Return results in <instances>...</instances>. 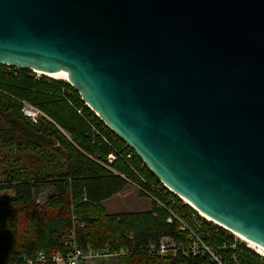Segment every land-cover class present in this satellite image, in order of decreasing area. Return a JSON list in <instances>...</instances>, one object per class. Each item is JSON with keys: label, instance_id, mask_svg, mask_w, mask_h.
<instances>
[{"label": "water", "instance_id": "1", "mask_svg": "<svg viewBox=\"0 0 264 264\" xmlns=\"http://www.w3.org/2000/svg\"><path fill=\"white\" fill-rule=\"evenodd\" d=\"M0 64L67 73L157 180L264 248V0H0Z\"/></svg>", "mask_w": 264, "mask_h": 264}, {"label": "trees", "instance_id": "2", "mask_svg": "<svg viewBox=\"0 0 264 264\" xmlns=\"http://www.w3.org/2000/svg\"><path fill=\"white\" fill-rule=\"evenodd\" d=\"M6 67L0 65L2 149L22 145L18 150L22 157L50 150L63 158L64 172L29 175L22 169L7 172L0 180V192L13 190L12 196L0 197V264H53L39 263L37 256H65L72 240L84 251L119 253L124 264H216L208 253L191 252V234L217 251L222 264H264L258 253L225 229L205 221L171 192L163 195V189L152 193L165 203L164 207L151 201L149 211L106 213L102 202L128 186L121 175L136 180L130 167L143 177L148 188L159 186L160 181L66 81L44 75L36 78L30 75L32 70L7 71ZM23 101L43 114L35 123L23 114ZM111 153L115 161L106 167ZM128 154L130 159H126ZM43 188L47 193L39 202L37 195ZM170 194L174 202L168 200ZM181 223L186 231L180 230ZM166 238L176 242L172 256L148 255Z\"/></svg>", "mask_w": 264, "mask_h": 264}, {"label": "rangeland", "instance_id": "3", "mask_svg": "<svg viewBox=\"0 0 264 264\" xmlns=\"http://www.w3.org/2000/svg\"><path fill=\"white\" fill-rule=\"evenodd\" d=\"M30 75H33L36 78L41 76L35 72H30ZM44 127H47V125H44ZM53 136L59 140L58 136L56 135ZM14 147L15 149H9V148L2 149L3 146L0 144V180H4L6 178L7 172L14 171L15 173H17V172H22V169H24L29 175L37 174V172L41 174H47V173L59 174L61 172L62 173L64 172L63 158L57 156L50 150L35 151L33 152V155H26L22 157L23 154L18 152V150L23 148V146L15 145ZM46 193H47V188H43L38 192L37 198L39 202H43ZM12 195H13V190L11 189L0 192L1 198ZM102 206L105 208L106 213L113 215L130 213L131 211L144 212V211H149L152 208L150 198L144 195H140V193L136 189H134L131 186V184L125 187L120 193L116 194L115 196L111 197L108 200L103 201ZM196 212L198 216L203 217V215H201L198 211ZM236 239L239 241V243L241 242L246 246H249L248 243H246L242 239L239 240V238L237 237ZM161 241L164 244L166 243V239H162ZM175 245L173 243L169 244L168 246L165 244V248L167 246V249L165 250L164 253L158 251L159 247H155L151 249V252H149L148 255H151L152 257L155 256L158 258H164L163 257L164 255L172 256L174 254L173 248L175 247ZM255 249L257 250V248ZM80 264H124V263L123 261H121L119 253H110V254L104 253V256L100 258L85 260L80 262ZM146 264H152V263H146Z\"/></svg>", "mask_w": 264, "mask_h": 264}, {"label": "built area", "instance_id": "4", "mask_svg": "<svg viewBox=\"0 0 264 264\" xmlns=\"http://www.w3.org/2000/svg\"><path fill=\"white\" fill-rule=\"evenodd\" d=\"M3 65V64H0ZM5 66V65H3ZM6 70L7 71H12V69H19L20 67H14V66H10V65H6ZM34 72V71H33ZM14 74H16V71H13ZM68 83V82H67ZM69 84V83H68ZM70 85V84H69ZM82 100V99H81ZM83 101V100H82ZM84 102V101H83ZM22 104V112L26 117H29V119L32 122H36L38 120V118L40 116H43V114L41 113V111H39L37 108L33 107L32 105H30L27 102H21ZM84 104L87 106V104L84 102ZM88 107V106H87ZM89 108V107H88ZM90 109V108H89ZM91 110V109H90ZM92 111V110H91ZM78 114H81V110H77ZM96 115V114H95ZM97 116V115H96ZM105 125V124H104ZM106 126V125H105ZM107 127V126H106ZM92 130L94 131L95 128L93 125H91ZM108 128V127H107ZM109 129V128H108ZM110 130V129H109ZM96 131V130H95ZM111 131V130H110ZM112 132V131H111ZM96 133L98 134V132L96 131ZM103 141L105 143H107L108 145H111V141L109 139H107L106 137L101 136ZM132 157L131 154H128L126 156V159H130ZM115 161V154L111 153L108 155L107 157V164L105 165L106 167H108L109 164L113 163ZM145 165V164H144ZM142 165V166H144ZM131 171L134 173L136 180L131 179V178H127L125 175H121L122 178H124L127 183L128 186L131 184V186L136 189L139 193H141L144 196H147L150 198L151 201H153L154 203H156L159 207H164V204L161 199L157 196H155L152 191H158L159 189H163L164 190V194L166 195L167 193H170L172 195H175L178 197V199L183 200V198H181L180 196H178L177 194L173 193L172 191H170L169 188H167L163 183L160 182L159 186H151L150 188H148L146 186V181L143 180V177L133 168L130 167ZM168 195V200L171 202H174V197ZM185 204V202H184ZM171 218L168 219V222H171ZM180 230L181 231H186L187 227H185V225L183 223H181L180 226ZM193 237V240L191 241V246H190V250L193 254H203V253H208L212 256L213 261L216 264H222L221 260L218 258V256L215 254V252L217 253V251L213 250V248L207 246L203 239H200L199 237L193 236V234H191ZM173 243L175 245V241L171 240V239H167L166 238V245L168 246L169 244ZM165 244L162 243V241L160 242V247L158 249L159 252L164 253L165 250L167 249V246L165 248ZM165 248V249H164ZM123 253V252H121ZM262 258H264L263 255L259 254ZM104 256V254H101L100 252H95L91 249H88L86 251L82 250L81 248L77 247V245L75 244L74 240L71 241V245H70V249L69 251L64 255L59 254V253H53L49 258H46L45 255L43 254H39L37 256L36 261H38L39 263H43L45 261H50L53 264H80V262L85 261V260H89V259H96V258H100Z\"/></svg>", "mask_w": 264, "mask_h": 264}, {"label": "bare ground", "instance_id": "5", "mask_svg": "<svg viewBox=\"0 0 264 264\" xmlns=\"http://www.w3.org/2000/svg\"><path fill=\"white\" fill-rule=\"evenodd\" d=\"M35 73H37V74H39V75H44L45 77H52V78H54V79H59V78H60V79H63L64 81H67V73H65V72H63V71L58 72V73H53V74H46V75H45L44 73H41V72H35ZM183 200H184V198H183ZM184 202H186V204L192 206V205H191L186 199L184 200ZM200 214H201V213H200ZM201 215H202V214H201ZM203 218H204V219L206 218L205 220L210 221V222H213L215 225H217V226H219V227L225 229V231H228V232L231 233L233 236L235 235L237 238H239V240L242 239L243 241H245L246 243H248L249 246H247V247L252 248L253 251H255L256 253L261 254V255L264 256V248H261L260 246H258V245H256L255 243H253V242H251V241L245 239L244 237H242V236H240V235H238V234H235V233L231 232L228 228H226V227H224V226H222V225H220V224H218V223L212 221L210 218H208V217H206V216H204V215H203ZM235 236H234V237H235ZM236 237H235V238H236ZM255 248H257V250H256Z\"/></svg>", "mask_w": 264, "mask_h": 264}]
</instances>
